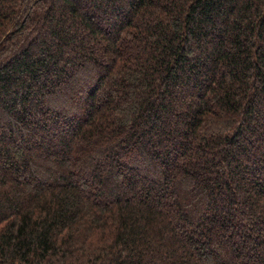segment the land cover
<instances>
[{"label":"trees","instance_id":"trees-1","mask_svg":"<svg viewBox=\"0 0 264 264\" xmlns=\"http://www.w3.org/2000/svg\"><path fill=\"white\" fill-rule=\"evenodd\" d=\"M0 264H264V0H0Z\"/></svg>","mask_w":264,"mask_h":264}]
</instances>
